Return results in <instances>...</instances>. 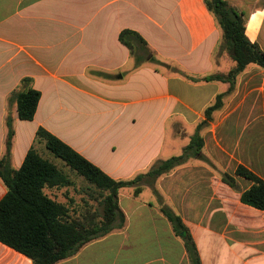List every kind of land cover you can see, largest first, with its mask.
Instances as JSON below:
<instances>
[{"label":"crops","instance_id":"obj_1","mask_svg":"<svg viewBox=\"0 0 264 264\" xmlns=\"http://www.w3.org/2000/svg\"><path fill=\"white\" fill-rule=\"evenodd\" d=\"M224 1L242 14L245 36L264 53V0ZM122 30L192 78L234 67L203 0H0V159L9 116L13 170L31 148L45 159L38 129L115 181L181 155L196 132L208 162L190 159L151 185L142 181L137 195L121 189L123 227L56 264H190L162 206L180 217L200 264H264V212L240 202L251 183L234 174L242 166L264 181V70L248 66L230 90L228 83L193 82L152 63L136 67L119 42ZM23 79L40 94L31 121L19 120L16 103L8 102ZM218 95L221 107L205 120ZM168 134L176 142L165 150ZM5 193L0 182V199ZM0 264L32 263L0 243Z\"/></svg>","mask_w":264,"mask_h":264},{"label":"trees","instance_id":"obj_2","mask_svg":"<svg viewBox=\"0 0 264 264\" xmlns=\"http://www.w3.org/2000/svg\"><path fill=\"white\" fill-rule=\"evenodd\" d=\"M203 1L221 30L222 40L219 48L227 53L234 62V67L226 75H208L201 79L185 77L193 82L228 83L232 90L237 76L248 66L264 70V53L245 36L241 13L224 0ZM119 42L134 57L136 67L143 63L166 67L151 55L145 42L135 32L122 30L119 33ZM29 83V79H23L22 90L12 93L8 99L9 103H16L17 117L21 121L33 119L40 99L39 92L30 88ZM222 97L223 95L216 96L214 103L205 109V120L221 107ZM205 124L206 121H203L199 128ZM6 126L5 153L0 159V182L6 189L5 195L0 199V243L25 256L32 264H56L74 256L89 242L122 228L125 217L118 206V193L121 189L133 188V193L137 195L141 190L140 182L145 181L151 185L190 159L208 164L202 153L203 140L196 132L181 155L155 162L145 174L132 180L115 181L56 137L38 129L36 137L44 142L49 153L97 190L106 192L100 202V219L96 221L93 214L91 218L80 221L70 218L68 209L44 192L45 189L61 188L70 184L67 176L53 163L40 157L31 148L18 170L10 167L13 130L9 116ZM209 166L218 171L210 164ZM218 173L224 183L230 187L235 186L232 177ZM234 174L251 183L250 188L241 194L240 202L264 212V181L242 166H238ZM159 210L170 223L174 234L182 239L190 264H200L195 244L180 217L167 206H162Z\"/></svg>","mask_w":264,"mask_h":264},{"label":"rangeland","instance_id":"obj_3","mask_svg":"<svg viewBox=\"0 0 264 264\" xmlns=\"http://www.w3.org/2000/svg\"><path fill=\"white\" fill-rule=\"evenodd\" d=\"M218 29L220 30L219 26ZM157 61L162 64L159 59H157ZM152 65H154L155 68L160 69V71H166L170 74L180 73L181 76H186L183 72L180 71V67L175 64L171 65L165 63L166 67L153 63ZM167 138L168 139L165 150L169 149L170 143L174 144L176 142V140H174L173 138V135L171 134H168ZM46 152L47 153L42 152L43 157L50 163H54L56 167L67 176L68 180L70 181V184L61 188L45 189L44 192L52 199L56 200L58 203L64 205L68 209V215L70 218L83 221L85 219L91 218V216H93L94 214V219L96 221L99 220L101 213L100 202L105 197L106 192H101L97 190L94 186L87 183L82 177L77 176L74 172L65 167L62 161L56 159L48 151ZM179 152H181V150H179ZM179 152H177L178 155L180 154ZM145 197L146 195H144L142 198Z\"/></svg>","mask_w":264,"mask_h":264}]
</instances>
